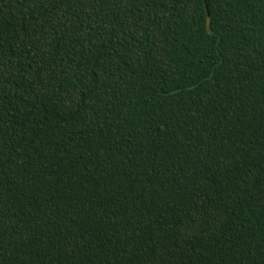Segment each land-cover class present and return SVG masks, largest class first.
Segmentation results:
<instances>
[{"label":"trees","instance_id":"obj_1","mask_svg":"<svg viewBox=\"0 0 264 264\" xmlns=\"http://www.w3.org/2000/svg\"><path fill=\"white\" fill-rule=\"evenodd\" d=\"M0 264H264V0H0Z\"/></svg>","mask_w":264,"mask_h":264}]
</instances>
